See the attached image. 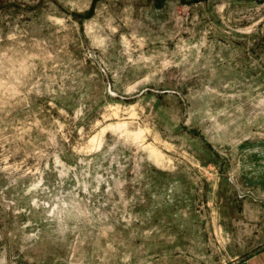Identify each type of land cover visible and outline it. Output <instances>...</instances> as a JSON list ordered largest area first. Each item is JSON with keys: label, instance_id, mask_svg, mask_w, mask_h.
Listing matches in <instances>:
<instances>
[{"label": "rangeland", "instance_id": "obj_1", "mask_svg": "<svg viewBox=\"0 0 264 264\" xmlns=\"http://www.w3.org/2000/svg\"><path fill=\"white\" fill-rule=\"evenodd\" d=\"M263 248L264 0H0V264Z\"/></svg>", "mask_w": 264, "mask_h": 264}, {"label": "crops", "instance_id": "obj_2", "mask_svg": "<svg viewBox=\"0 0 264 264\" xmlns=\"http://www.w3.org/2000/svg\"><path fill=\"white\" fill-rule=\"evenodd\" d=\"M232 264H264V248L253 255Z\"/></svg>", "mask_w": 264, "mask_h": 264}]
</instances>
